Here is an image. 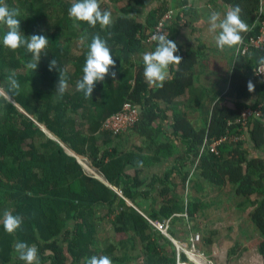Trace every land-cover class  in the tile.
I'll use <instances>...</instances> for the list:
<instances>
[{"label":"trees","instance_id":"1","mask_svg":"<svg viewBox=\"0 0 264 264\" xmlns=\"http://www.w3.org/2000/svg\"><path fill=\"white\" fill-rule=\"evenodd\" d=\"M224 1L242 9L241 18L251 29L244 39L250 44L261 33L264 0ZM6 2L21 10V31L26 37L45 35L49 44L34 72L26 67L31 59L26 49L13 51L0 43V85L6 88L5 80L11 70H15L21 85L18 96L8 99L0 95V264H25L14 250L17 241L36 245L40 264H83L85 258L94 255H106L112 264H177L175 245L150 220L171 218L176 222L182 216L176 213L193 218L201 204L191 195L190 183L199 179L217 188L232 187L246 208L253 207L249 217L262 235L258 248L264 257V159L251 157L245 139L248 135L253 148L264 152V116L243 117L247 108H256L264 98V83L255 73L263 57L259 49L251 46L245 53L242 48L239 51L240 55L256 59L254 71L243 75L245 81L254 83V91L248 90L247 83L238 81L237 61L229 93L241 100L230 108L217 103L209 122L199 127L193 125L186 113L174 110L172 131L167 136L162 126H154L158 120L168 119L160 104L175 105L194 87L199 52L178 47L177 55L182 61L177 68H171V76L163 87H149L143 75L144 65L135 57L145 50V45L156 42L149 43L147 39L170 12L174 18L167 21L166 27L169 39L175 42L179 29L186 24L187 0H182L183 7L178 12L160 4L148 13L145 21L131 15L136 10L131 0H101V7L111 11L113 18L112 26L106 30L71 19L68 12L73 0ZM134 3L145 7L152 0ZM5 31L0 26V36ZM96 34L111 49L116 67L110 72L115 71L117 78L114 81L109 75L104 82H97L93 96L85 98L77 91L76 82L83 76L89 44ZM53 59L67 73L68 89L62 97L55 92L59 71L49 70ZM70 65L74 66L72 70ZM254 93L260 98L249 104L245 100ZM126 102L140 108L139 120L130 130L146 147L121 151L114 145L102 151L96 135H105V145L122 137L123 134L113 136L103 127ZM221 139L216 154L210 145ZM67 148L88 158L104 180L122 195L87 176ZM172 158L174 166L165 177L154 178L148 184L158 191L163 203L159 208L153 205L144 216L127 199L139 205L140 199L149 197L150 189L145 191V180L138 175L131 177L125 169L139 165L138 162L151 165ZM156 182L161 186L157 187ZM6 209L24 218L22 228L14 234L3 227ZM106 229L108 234L125 237L112 242L111 235L103 236Z\"/></svg>","mask_w":264,"mask_h":264},{"label":"crops","instance_id":"2","mask_svg":"<svg viewBox=\"0 0 264 264\" xmlns=\"http://www.w3.org/2000/svg\"><path fill=\"white\" fill-rule=\"evenodd\" d=\"M131 1V6L136 9L131 15L135 16L140 21H145L148 13L160 4H165L168 8L176 10L177 12L178 9L181 11L183 7L182 0H152V3L145 7L136 6L134 0ZM111 6L113 9H116L114 5ZM121 6H124V4L121 3ZM231 7L232 6L224 0H187V7L185 8L187 14L184 16V23L186 24H183L182 28L179 29V34L175 38V42L179 49L190 47L192 50L199 52V61L195 66L196 70H194L196 73L194 87H192L185 96L179 98L175 105L167 107L165 104H160L161 110L164 111L168 119L158 120L154 126H162L167 136H169L172 131L171 124L173 122L174 110H180L186 113L193 125L199 127L209 122L212 109L217 103L230 108L234 107L238 100H241L237 98L235 93H229L232 76L236 68L235 64L239 61L237 76L240 77V79H238V81L240 80L241 82L242 80V82L246 84L247 81H245L244 76L254 71L253 65L256 59L255 57L251 58V56H249L248 61V58L245 57L246 55H240V46L237 48H225L224 50H220L215 43V36L218 30L217 32H212L209 26V15L212 11L221 12L223 17V14ZM180 24H182V22H180ZM145 46V50L135 57V61L138 63H143L142 57L145 52L154 51L156 42ZM243 56L245 58H242ZM177 65L178 64H174L170 66L168 77L171 76V68H177ZM70 68L72 70L74 66L70 65ZM2 95L9 98L6 92L2 93ZM259 98L260 96L254 93L245 101L249 104H253ZM87 129L86 125L84 127L85 132ZM103 130L106 131L104 127ZM96 137L102 151L110 149L114 145L121 151L146 147V144L142 142L141 138L132 133L131 130L123 134L122 137L117 139L114 143L107 145H105L106 137L104 134L101 132L97 133ZM248 138V135H245L251 157H260L264 159V152L255 150ZM180 148L182 149L183 147L180 146ZM67 151L69 154L75 156L79 163L80 161L78 158H83L93 170L100 174L99 171L91 165L88 158L76 155L74 151L68 148ZM173 166L174 158L151 165H143L142 167L139 165L127 166L125 172L131 177L138 175L141 180H145L146 182L147 186L144 187V190L148 191L150 189L149 197L140 199L139 205H135L132 202L128 204L132 205L144 216H146L145 212L151 211L153 205L159 208V205L163 203L162 199L158 191L151 189L148 184L152 183L154 178L163 179L165 174L171 170ZM86 175L100 180V178L95 176ZM100 176L102 177V175ZM102 179L104 178L102 177ZM102 179L100 181L103 182ZM196 182L197 183L194 182L192 185L190 192L191 195L196 197L197 202L201 204L197 212L191 219L188 218L186 213H176L177 216L182 215L181 219L176 222H173L171 218L163 219L162 221L167 219H170V221L167 233H162L165 234L172 243L174 241L176 247L181 245L183 248H190L192 245L191 239L194 235L198 234L200 240L196 243V249L203 254L209 262L212 261L214 264H264V257L258 248L259 240L262 237L260 234L254 232L248 224V220H250L249 213L253 207L246 208L247 206L243 205V199L236 197L234 189L230 186L226 188L213 187L203 179L196 180ZM107 184L109 186L108 182ZM156 186L160 187L161 185L159 182H156ZM117 190L119 191L118 188ZM119 192V194L122 195L121 191ZM252 198L255 197L253 196ZM230 223L233 225L228 228L229 230H235L233 227L237 225L241 238L240 240H237V238L229 234L226 235V233L222 235L219 234V231H225L226 226L230 225ZM69 226L71 227L72 224L70 223ZM218 226L220 227L218 228ZM206 232H209L211 236L207 237L203 243H200L201 235L205 236ZM255 233L258 235L257 237L254 236ZM214 235H216L215 238ZM103 239H105V237ZM112 242H114V240ZM236 243H238V245ZM233 247H241V251L231 256L230 250ZM182 255L185 256L183 253ZM182 255L181 260H183ZM190 255L192 259H196L198 263L204 264V262L195 258L192 253H190Z\"/></svg>","mask_w":264,"mask_h":264},{"label":"clouds","instance_id":"3","mask_svg":"<svg viewBox=\"0 0 264 264\" xmlns=\"http://www.w3.org/2000/svg\"><path fill=\"white\" fill-rule=\"evenodd\" d=\"M241 13L242 9L239 5L231 7L223 14V17L219 11L210 13V31L217 32L218 30L215 43L220 50L237 48L242 45L244 41L243 34L251 30L249 25L241 18ZM21 14L19 8H11L6 0H0V26L6 29L3 35L0 36V43L5 48L13 51L20 48L26 49L27 53L31 54V59L26 62V67L35 72L42 53L46 54L45 50L48 47L49 39L40 34L26 37L21 31V20L19 19ZM68 15L74 21L85 22L91 27L99 25L101 30H106L113 24L111 11L101 7V0H73ZM74 27H79V25L74 24ZM152 39L156 41V47L154 51L143 54V75L149 87H163L164 82L168 79L170 66L179 64L182 58L176 55L179 51L177 43L169 39V36L165 33H158ZM259 62L264 64V57H261ZM115 67L116 61L113 59L107 41L96 34L89 44V50L82 69L83 76L76 82L77 91L83 93L85 98L92 97L97 82H104L109 75L114 81L116 80L117 73L115 71L110 72V69ZM49 70L59 71V80L55 92L62 97L68 89L66 70L59 67L56 59L50 61ZM16 76L15 70H11L6 77L4 91L8 97L20 95L21 85ZM247 88L250 92L254 91V83L248 81ZM138 163L139 166H143L142 162ZM23 222L24 218L21 215H14L11 210H4L2 223L5 231L9 234H14L20 230ZM14 250L18 258L24 261L25 264H40L36 245L17 241ZM83 264H112V260L106 255H94L85 258Z\"/></svg>","mask_w":264,"mask_h":264},{"label":"built area","instance_id":"4","mask_svg":"<svg viewBox=\"0 0 264 264\" xmlns=\"http://www.w3.org/2000/svg\"><path fill=\"white\" fill-rule=\"evenodd\" d=\"M264 12V6H261V14ZM174 14L172 12L167 13L162 21L159 23L155 31L148 37L147 42L152 43L155 40L152 39V37L158 33H165L167 36L170 35L169 29L166 27L167 21H170ZM251 46H254L255 48L259 49L264 57V20L261 27V33L257 37H253L250 44H248L245 39L243 41V44L240 45V48H242L243 53H245ZM256 75L259 77V79L264 83V64H258L255 70ZM264 107V98L262 102H260L256 108H247L244 113L243 117L244 119L255 116L257 118L263 117L262 108ZM140 116V108L139 106L131 103L126 102L122 110L117 112L116 114H113L110 116L104 123V129L107 132H110L113 136H120L122 134H125L127 131H129L131 128L135 126V124L138 122ZM245 123V122H244ZM223 141V139L218 141H213L210 145V149L212 152L217 154V147L218 145ZM204 150V147L202 151ZM170 219L164 220V221H153L150 220V222L161 232L167 233V229L169 226ZM200 236L198 234L194 235V237L191 239L192 245L190 248H183L181 245L177 246L175 245L177 249V264H200L196 261V259H192L190 253L195 258H198L204 264H214L212 261L209 262L203 254H201L196 249V243L199 242ZM185 254L187 260H181V255Z\"/></svg>","mask_w":264,"mask_h":264},{"label":"rangeland","instance_id":"5","mask_svg":"<svg viewBox=\"0 0 264 264\" xmlns=\"http://www.w3.org/2000/svg\"><path fill=\"white\" fill-rule=\"evenodd\" d=\"M0 92H2V93H5V91H4V87L2 86V85H0ZM79 159V161H80V163H81V167L83 168V170H84V172L86 173V174H88V175H92V176H95V177H97V178H100V179H102V177L100 176V174H98L95 170H93L89 165H88V163H87V161H85L83 158H81V157H79L78 158ZM195 182V180H192L191 181V183H190V186H191V188H192V185H193V183ZM248 224L250 225V227L253 229V231L254 232H256V233H258V234H260L261 235V233L257 230V228H256V226H255V224H254V222L251 220V218H250V220H248ZM231 225H233L232 223H230V225H227L226 226V228H225V231H219V234H223V233H226V235L227 234H229V235H231V236H233L234 238H237V240H240L241 238H240V236H239V231H238V227H237V225H234L235 227H233L235 230H229L228 228L231 226ZM220 226H218V228H219ZM109 229V228H108ZM108 229H106L105 230V232H104V236L106 237V235H111L112 237V239H111V241H115V240H118V239H120V238H124L125 237V235L124 234H116V235H112L110 232H109V234H108ZM211 229V228H210ZM254 234V236H258L257 234ZM211 235H209V232L207 233L206 232V234H205V236L204 235H201V241H200V243H203V241L204 240H206L207 239V237H210ZM215 236L216 235H214V238H215ZM262 236V235H261ZM236 240V241H237ZM235 243V242H234ZM239 243V242H238ZM238 243H236L237 245H238ZM236 246V245H235ZM206 247V246H205ZM235 247H233L232 249H234ZM232 249L230 250V251H232ZM241 251V247H237L236 248V253H238V252H240ZM235 253V254H236ZM44 264H50L49 262H46V263H44ZM129 264H131V263H129Z\"/></svg>","mask_w":264,"mask_h":264},{"label":"water","instance_id":"6","mask_svg":"<svg viewBox=\"0 0 264 264\" xmlns=\"http://www.w3.org/2000/svg\"><path fill=\"white\" fill-rule=\"evenodd\" d=\"M1 93V92H0ZM6 97V96H5ZM9 99V98H8ZM12 100V99H11ZM21 111H24L25 113H28L26 110H22L21 109ZM37 122V121H36ZM37 124H39L38 122H37ZM40 125V124H39ZM41 126V125H40ZM44 128V127H43ZM101 180V179H100ZM103 180V182L104 183H106L107 184V182L104 180V179H102ZM108 185V184H107ZM109 187L111 188V189H114L116 192H118V193H120L118 190H117V188L116 187H114V186H111V185H109ZM128 201V203H131V201L130 200H127ZM173 243L175 244V242L173 241Z\"/></svg>","mask_w":264,"mask_h":264}]
</instances>
